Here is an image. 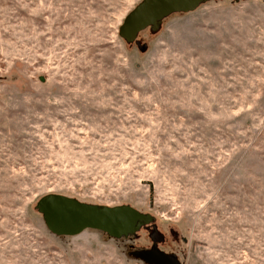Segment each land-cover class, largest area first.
<instances>
[{
  "label": "rangeland",
  "instance_id": "rangeland-1",
  "mask_svg": "<svg viewBox=\"0 0 264 264\" xmlns=\"http://www.w3.org/2000/svg\"><path fill=\"white\" fill-rule=\"evenodd\" d=\"M141 1L0 0V264H264V0L207 1L128 44ZM48 194L152 220L55 236Z\"/></svg>",
  "mask_w": 264,
  "mask_h": 264
},
{
  "label": "water",
  "instance_id": "water-1",
  "mask_svg": "<svg viewBox=\"0 0 264 264\" xmlns=\"http://www.w3.org/2000/svg\"><path fill=\"white\" fill-rule=\"evenodd\" d=\"M207 1L211 0H142L124 17L118 36L132 44L139 32L147 28L156 31L164 18L172 14L191 13ZM36 210L53 235L66 237L80 234L85 229H93L111 238H122L152 220L150 215L139 213L129 205H92L59 194L42 196L36 204ZM138 256L152 264H178L173 257L158 250L143 252Z\"/></svg>",
  "mask_w": 264,
  "mask_h": 264
},
{
  "label": "flooded vegetation",
  "instance_id": "flooded-vegetation-1",
  "mask_svg": "<svg viewBox=\"0 0 264 264\" xmlns=\"http://www.w3.org/2000/svg\"><path fill=\"white\" fill-rule=\"evenodd\" d=\"M153 236H154V235H153ZM153 236H152V237H153ZM153 238H156V237L154 236Z\"/></svg>",
  "mask_w": 264,
  "mask_h": 264
}]
</instances>
